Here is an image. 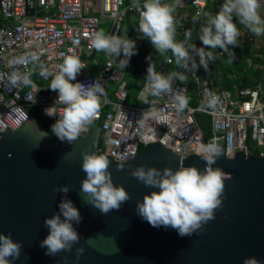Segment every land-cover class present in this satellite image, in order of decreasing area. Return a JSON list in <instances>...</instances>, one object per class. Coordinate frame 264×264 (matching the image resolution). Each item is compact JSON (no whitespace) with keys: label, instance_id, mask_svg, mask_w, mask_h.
<instances>
[{"label":"water","instance_id":"1","mask_svg":"<svg viewBox=\"0 0 264 264\" xmlns=\"http://www.w3.org/2000/svg\"><path fill=\"white\" fill-rule=\"evenodd\" d=\"M30 119L24 127L0 134V234H11L23 245L13 264H65L64 257L67 264H243L247 257L264 264V160L244 151L227 158L225 147H219L221 155L213 167L226 174L222 207L201 232L181 237L170 227H152L137 214L136 202L159 189L145 187L131 171L140 165L160 170L195 166L202 171L205 162L200 156L180 161L162 145L149 143L125 163L108 159L113 184L123 186L131 199L119 211L103 215L85 204L80 192L85 178L81 152L99 155V125H90L89 134L73 144H57L34 117ZM61 185L69 186L67 198L82 217L78 225L73 222L82 239L71 252L53 257L45 255L40 241L48 235L44 219L59 211L65 195L59 192ZM87 238H93L91 245L85 244ZM78 247L85 249L79 260Z\"/></svg>","mask_w":264,"mask_h":264},{"label":"built area","instance_id":"2","mask_svg":"<svg viewBox=\"0 0 264 264\" xmlns=\"http://www.w3.org/2000/svg\"><path fill=\"white\" fill-rule=\"evenodd\" d=\"M213 1L189 0L186 4L182 0L178 8L189 7L193 19L200 21L208 3ZM172 2L162 0V3ZM260 3L264 7V0ZM131 5L132 0H0V134L8 129L14 131L24 127L25 121H31L29 110L33 108H41L44 117L56 122L64 105L57 100V92L49 88L53 77L39 75V64L56 73L65 56L75 55L85 68L74 83L88 85L98 80L103 84L105 94L100 98L101 108L93 123L101 128L98 153L114 163L134 159L149 143L162 145L180 161L191 155L200 156L201 146L213 143L225 147L227 158L244 151L248 157L264 160V90L261 87L235 91L215 89L210 78L204 74V68L199 66L198 56L194 57L196 69L189 71L181 68L179 72L196 83L199 98L196 106L188 103L183 111H178L172 96L165 94L153 100L157 114L150 116L148 112L153 101L150 95L141 97L145 85L137 96L141 106L126 103L128 84L124 70L130 68V60L125 68L122 67L121 60L125 58L121 55L116 59L97 51L91 46V36L100 30L104 19L110 24L108 34L121 36L128 13L138 15V28L139 12ZM176 32V42H183L181 22L176 23ZM246 37L250 43L253 41L249 34ZM221 51L219 48L216 51L218 58L229 55ZM33 54L39 57L38 61H31ZM21 56L28 57L29 62L16 64V59ZM173 63L174 57L168 52L166 64ZM89 65L95 69L94 73L90 72ZM33 68L36 71L34 75ZM16 70L32 73L31 83L11 85L9 76ZM36 79L45 83L39 85ZM111 87L115 88L113 98L109 96ZM172 88L173 91H183L189 97V85L175 80ZM209 93L219 97L214 108L207 107ZM49 108L58 113L47 115L46 109ZM197 113L210 119L211 135L207 140L195 119ZM89 131L90 128L82 132L81 137H86ZM52 135L57 144H69L59 140L54 133Z\"/></svg>","mask_w":264,"mask_h":264},{"label":"clouds","instance_id":"3","mask_svg":"<svg viewBox=\"0 0 264 264\" xmlns=\"http://www.w3.org/2000/svg\"><path fill=\"white\" fill-rule=\"evenodd\" d=\"M182 0H173L172 3H162V0H132V7L139 12V32L141 37L150 40L152 46L160 55L171 51L175 57L176 65L185 70L197 68L194 57H199V66L208 70V62L214 59L212 52L205 49L222 50L234 58V53L229 46L236 47L239 30L235 17L240 24L248 28L254 35H264V18L260 14V0H224V3L215 15L203 13L204 25L200 28L199 40L205 47L189 44L192 31L185 32L183 42H176L175 11ZM91 46L97 51L105 52L109 57H121V66L126 67L131 56L136 54L135 41L124 36L106 34L103 29L94 32L91 36ZM194 53L195 55H190ZM39 57L31 56V61L36 62ZM120 60V59H119ZM150 60V59H149ZM29 58L21 56L16 59L18 65H25ZM191 64V69L189 65ZM85 66L75 55L65 56L63 63L56 73H52L42 63L39 64V75L48 78L52 76L50 89L57 92V100L64 105L63 111L58 113L46 109L49 116L59 114V118L51 126V131L56 137L69 144H73L81 133L87 131L97 118L101 108V96L105 94L103 84L96 80L91 84L71 83ZM32 73L13 71L9 76V83L13 86L31 83ZM146 83L141 97L151 95L160 98L162 95L172 96L178 111H183L188 106V98L183 91H173L175 80L185 84L187 78L180 73H170L167 76L155 70V66L147 67ZM219 97L209 93L207 107L214 108ZM34 102V99H33ZM145 102H147L145 100ZM155 101L149 109L148 115H156ZM47 135V133H45ZM45 135V136H46ZM205 162L201 171L195 166H179L176 170L165 167L163 170L154 167L137 166L131 175L145 187L159 189L145 194L142 201L136 202V212L152 227L175 229L181 237H191L194 233L203 230L204 225L215 219V212L222 207L224 195L225 172L220 167H213L221 151L216 144L202 145L199 152ZM81 170L85 178L80 183V192L83 202L101 214L107 215L110 211H119L131 197L123 186H115L109 172V160L103 154L82 151ZM123 170V165L118 166ZM69 186L61 185L60 193L65 195L58 204V212L44 219V226L48 235L40 241V247L45 248V255L55 257L61 252H71L73 245L79 244L81 236L73 227V222L79 224L81 215L73 202L67 198ZM63 217V219L61 218ZM93 238L84 240L91 245ZM23 245L13 241L11 234H0V264H13L20 258ZM84 247L75 249L76 259L84 254ZM67 257L63 260L67 264ZM243 264H260L255 257H247Z\"/></svg>","mask_w":264,"mask_h":264},{"label":"trees","instance_id":"4","mask_svg":"<svg viewBox=\"0 0 264 264\" xmlns=\"http://www.w3.org/2000/svg\"><path fill=\"white\" fill-rule=\"evenodd\" d=\"M185 1L186 4H189V0H185ZM223 3L224 0H214L212 3H208V8L206 9L205 13L215 15ZM204 21H205V16L203 15V18L200 21H196L190 17L186 19L182 24V29L184 30V34L188 30L192 31V38L189 41V44L194 43L198 47H205L202 45V42L198 38L200 35V28L204 25ZM137 23H138V15L134 13H128L124 20L121 31V36H124L126 33L129 39L135 41L136 54L131 56L130 58V63H131L130 68L124 70L125 79L128 84V97L126 103L132 106L142 105L140 102L137 101V96L146 83L145 77L147 74L148 64L149 66L154 65L155 70L157 72H161L166 76L173 72L179 73L181 69L176 65L174 56H173L174 63L171 65L166 64V58L168 52L171 51L166 52L164 55H160L158 52H156L150 40L146 37L140 36L142 34L138 31ZM183 39H185V36L183 37ZM217 49L208 48L207 50L216 55ZM258 49H259L258 52L263 53L264 45L263 47L261 48L259 47ZM244 51H245V55L249 54L248 49L247 50L244 49ZM212 61L214 62L215 60ZM212 61H209V63L211 64ZM240 64L242 63L239 61L231 60L225 66L220 65L219 69L220 72L222 73L224 79V85L226 89L230 91L240 90L243 88L256 89L258 85H260V83L264 82V79L260 75L261 73L260 71H257L255 73L254 78L248 79L246 73L244 72V66L243 65L241 66ZM89 70L91 73L95 72V69H93L91 65H89ZM35 72L36 71L34 70L33 75ZM231 75H233L232 78H230ZM74 81H71V83H74ZM36 82L39 85H43L45 83L42 79H36ZM234 86L236 87V89L234 88ZM114 89H115L114 87L110 88L109 96L111 98H113ZM155 99H156L155 97H152L150 95V100L153 101ZM198 100L199 98L197 95V88L195 87L193 91L190 88V93L188 97L189 104L192 106H196ZM29 113L31 114L32 117L36 119L39 127L42 130H44L48 134L53 133L51 131V126L54 123L48 118L43 116L41 108L30 109ZM195 119L204 133L205 140H207V138H209V136L211 135L209 117L205 114L197 113L195 114Z\"/></svg>","mask_w":264,"mask_h":264},{"label":"rangeland","instance_id":"5","mask_svg":"<svg viewBox=\"0 0 264 264\" xmlns=\"http://www.w3.org/2000/svg\"><path fill=\"white\" fill-rule=\"evenodd\" d=\"M186 12L187 11H185V9H182V10H179L177 12V14L174 13L176 23H177V21H180V20H182V22H184L183 20L185 18ZM262 18H264V16H262ZM233 22L236 23L237 28L239 30V36H238L237 40L239 41L240 46L235 48V49L233 48L232 52L234 53V58L229 56L228 57L229 61L232 60V61L241 62L242 64H240V65L244 66V72L246 73V76L248 79L254 78L255 73L257 71L261 72L260 75L264 79V52L263 53L258 52L259 49L256 45L257 44L256 40L254 39L255 35L248 28H246L244 25L240 24L239 21L234 17H233ZM109 28H110V24L107 21V19L102 20L101 25H100V29H103L106 32V34H108ZM248 34H250L254 40L251 43H248V39L246 37ZM244 49H246V50L248 49L249 54L245 55ZM213 56L215 59L214 54H213ZM33 71H34V68H33ZM186 84L190 86L192 91L196 87V83L193 80L188 79V78H187ZM260 86L264 90V82L260 83Z\"/></svg>","mask_w":264,"mask_h":264},{"label":"crops","instance_id":"6","mask_svg":"<svg viewBox=\"0 0 264 264\" xmlns=\"http://www.w3.org/2000/svg\"><path fill=\"white\" fill-rule=\"evenodd\" d=\"M182 9H185V11H187L186 14H185V18H184L183 21H185L186 19H188L190 17L193 18V12H192V10L189 7H187V8H181V7L178 8L177 7L176 8V11H175V14H177V12L179 10H182ZM260 14L262 16H264V7H262V6H261V9H260ZM178 22H181L182 24L184 23V22H182V20L177 21V23ZM249 36H250V38H252L250 34H249ZM254 39L256 40V43H257L256 45H257L258 48L259 47L260 48L263 47V45H264V35H260V36H256L255 35L254 36ZM248 43H250V42L248 41ZM237 44L240 46V43H239L238 40H237ZM239 46H236V47L229 46V47H230V49H232L231 51H233V48L235 49V48H237ZM228 57H229V55L226 56L225 58H217L215 56V59H214L215 61L213 62L211 60L212 61L211 64L210 63L208 64V70L207 71L204 70V74L207 75L208 78H210V80L212 81L213 86L215 87V89H226L225 88V85H224V79H223L222 73L220 72V69L219 68H220V65L225 66V65H227L229 63ZM232 77H233V75H231L230 78H232ZM258 87H261V86L259 85ZM234 88L236 89L235 86H234Z\"/></svg>","mask_w":264,"mask_h":264}]
</instances>
